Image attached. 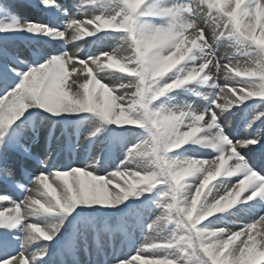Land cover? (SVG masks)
<instances>
[{
    "label": "snow or ice",
    "instance_id": "1",
    "mask_svg": "<svg viewBox=\"0 0 264 264\" xmlns=\"http://www.w3.org/2000/svg\"><path fill=\"white\" fill-rule=\"evenodd\" d=\"M32 6L0 0V264H264V0Z\"/></svg>",
    "mask_w": 264,
    "mask_h": 264
},
{
    "label": "rangeland",
    "instance_id": "2",
    "mask_svg": "<svg viewBox=\"0 0 264 264\" xmlns=\"http://www.w3.org/2000/svg\"><path fill=\"white\" fill-rule=\"evenodd\" d=\"M34 2L35 0H15V3L18 6L17 10L21 14L32 16V17H37L39 16V12L36 8L32 6ZM69 50L74 51L75 49H72L71 46H69ZM65 156H67V152L65 153Z\"/></svg>",
    "mask_w": 264,
    "mask_h": 264
},
{
    "label": "bare ground",
    "instance_id": "3",
    "mask_svg": "<svg viewBox=\"0 0 264 264\" xmlns=\"http://www.w3.org/2000/svg\"><path fill=\"white\" fill-rule=\"evenodd\" d=\"M38 17V16H37ZM65 161H67V156H65Z\"/></svg>",
    "mask_w": 264,
    "mask_h": 264
}]
</instances>
